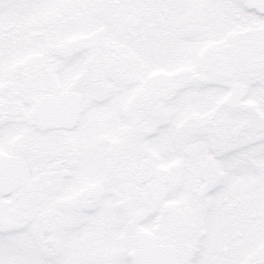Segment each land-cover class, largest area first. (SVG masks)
I'll return each instance as SVG.
<instances>
[{
  "label": "snow or ice",
  "instance_id": "snow-or-ice-1",
  "mask_svg": "<svg viewBox=\"0 0 264 264\" xmlns=\"http://www.w3.org/2000/svg\"><path fill=\"white\" fill-rule=\"evenodd\" d=\"M0 264H264V0H0Z\"/></svg>",
  "mask_w": 264,
  "mask_h": 264
}]
</instances>
